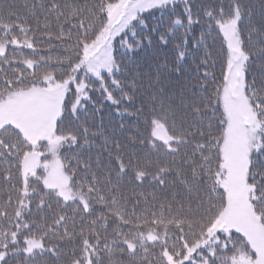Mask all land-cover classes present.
I'll return each mask as SVG.
<instances>
[{
    "label": "snow or ice",
    "instance_id": "6c2138e0",
    "mask_svg": "<svg viewBox=\"0 0 264 264\" xmlns=\"http://www.w3.org/2000/svg\"><path fill=\"white\" fill-rule=\"evenodd\" d=\"M0 264H264V0H0Z\"/></svg>",
    "mask_w": 264,
    "mask_h": 264
},
{
    "label": "trees",
    "instance_id": "16d2710c",
    "mask_svg": "<svg viewBox=\"0 0 264 264\" xmlns=\"http://www.w3.org/2000/svg\"><path fill=\"white\" fill-rule=\"evenodd\" d=\"M6 2L14 3L17 6H20V5H22L24 3V0H6ZM195 2L199 4V3L202 2V0H195ZM203 2L207 3L208 0H203ZM40 19L42 21L43 17L41 16ZM31 22L33 23V25H35V21H31ZM199 27L200 26H196V28L194 29V34L195 35H199ZM54 43H56V42H54ZM43 47L45 49V52L47 53V48H48L47 43H45ZM171 47H172V44H169L166 48L162 49V52H170ZM25 51H27V50H25ZM50 54L53 57L61 55L62 54V49L54 48V49H52ZM186 82L187 81H181L179 83H175L174 85H172V90L169 92V95L172 96L176 100L177 104L179 103L178 94H179L181 88L184 86V84ZM137 103H139V101H137ZM125 106L126 105H121V107H125ZM109 113H111V116L109 115ZM120 119H121L120 117L115 116L114 109L109 104H107V102H105L104 110H103V112L101 114L97 115V118L95 120V124L99 125V124L103 123L104 126H105L104 130L106 132H110L111 128H112V125L116 121H118ZM133 121H134V118H131V117H126L125 118V122L126 123L132 124L131 129L128 131V133L126 135H132L136 131V126H135ZM142 125H143V119L141 118V126ZM102 144H103V138L102 137H97L96 140H95L93 149H92V151L90 153V155L92 156V159H93V168L94 169H95V160L97 159V157H99L101 160H106V153L104 152ZM132 190H133L132 187H129V189H128V194L129 195L132 194ZM135 191L136 192L143 191L145 193H150V192L156 191L159 194V189L153 188V187L149 186L148 184H145L143 188H135Z\"/></svg>",
    "mask_w": 264,
    "mask_h": 264
}]
</instances>
